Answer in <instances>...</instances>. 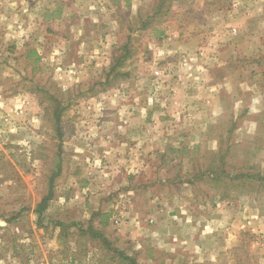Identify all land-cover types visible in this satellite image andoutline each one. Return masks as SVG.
<instances>
[{
	"label": "rangeland",
	"instance_id": "374dc122",
	"mask_svg": "<svg viewBox=\"0 0 264 264\" xmlns=\"http://www.w3.org/2000/svg\"><path fill=\"white\" fill-rule=\"evenodd\" d=\"M212 1L0 0V264H264V0Z\"/></svg>",
	"mask_w": 264,
	"mask_h": 264
},
{
	"label": "trees",
	"instance_id": "16d2710c",
	"mask_svg": "<svg viewBox=\"0 0 264 264\" xmlns=\"http://www.w3.org/2000/svg\"><path fill=\"white\" fill-rule=\"evenodd\" d=\"M218 1L219 0H213L211 3H209V5L215 4ZM170 9H171V0H156V3L154 4V6L151 9L152 12L151 13H150V11L147 12L146 15H145V18L143 20H141L140 29L146 30V29L150 28L152 26V24H154V20H155V18H157V16L165 17L169 13ZM165 32H166V30H165V28H163L160 31L159 34L160 35H164V37H165L166 36ZM160 39L161 38L159 37V40ZM124 50L128 51V47L126 45H124ZM34 52H35L34 50H31L29 52V54H32ZM124 57H125V55H121V56L117 57L115 59V62H117V63L119 62L120 63L124 59ZM56 117H58V116H56ZM210 174H212V173L208 172V175H210ZM54 176H55V174L54 175L52 174L50 176L49 181H48L49 182V189L47 191V194L42 198L41 202L36 206L35 210L38 213H42L46 209L48 201L51 198V195H52V183H53V177ZM229 176L230 175L226 174V178H228ZM235 177L246 180L245 182L244 181L242 182L243 184L240 183L241 185H244L245 183L251 184L252 182L264 185V173L256 172L255 174H247V173L240 172ZM222 178H210V177H207L206 182H208V183H213V182L219 183L220 182V183L225 184L226 186H228L231 182H233L232 179L226 181V178H225V180L222 179ZM226 194L227 193H225V192L222 193L221 198L222 197L226 198L227 197Z\"/></svg>",
	"mask_w": 264,
	"mask_h": 264
}]
</instances>
